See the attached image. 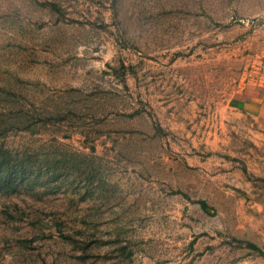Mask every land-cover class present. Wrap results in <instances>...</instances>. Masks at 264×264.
Listing matches in <instances>:
<instances>
[{
	"label": "rangeland",
	"instance_id": "1",
	"mask_svg": "<svg viewBox=\"0 0 264 264\" xmlns=\"http://www.w3.org/2000/svg\"><path fill=\"white\" fill-rule=\"evenodd\" d=\"M263 62L264 0H0V264H264Z\"/></svg>",
	"mask_w": 264,
	"mask_h": 264
},
{
	"label": "crops",
	"instance_id": "2",
	"mask_svg": "<svg viewBox=\"0 0 264 264\" xmlns=\"http://www.w3.org/2000/svg\"><path fill=\"white\" fill-rule=\"evenodd\" d=\"M261 70L263 73L258 78L259 82L248 83L239 96L232 97L222 109L213 114L208 136L217 139V116L222 111L227 127L234 131L237 128L236 132H240L241 140L243 138L239 154L244 159L236 160L238 157L234 150V162L230 170H238L239 165L243 170L246 169L248 172L245 177L255 178L256 184L260 183L258 186L262 189L259 191L264 194V62Z\"/></svg>",
	"mask_w": 264,
	"mask_h": 264
},
{
	"label": "trees",
	"instance_id": "3",
	"mask_svg": "<svg viewBox=\"0 0 264 264\" xmlns=\"http://www.w3.org/2000/svg\"><path fill=\"white\" fill-rule=\"evenodd\" d=\"M201 205L205 207V203H204V202H201ZM251 246H252V248H254L255 250L260 251V249L257 248L256 246H254V245H251Z\"/></svg>",
	"mask_w": 264,
	"mask_h": 264
}]
</instances>
